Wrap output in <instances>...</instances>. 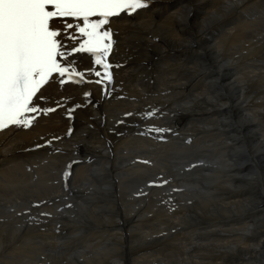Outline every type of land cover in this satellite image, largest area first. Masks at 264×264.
Listing matches in <instances>:
<instances>
[{"label":"bare ground","instance_id":"obj_1","mask_svg":"<svg viewBox=\"0 0 264 264\" xmlns=\"http://www.w3.org/2000/svg\"><path fill=\"white\" fill-rule=\"evenodd\" d=\"M150 1L134 15L122 13L101 26L112 33L106 57L112 79L103 84L93 74L104 71L95 57L73 50L85 39L79 33L82 18L52 19L66 53L59 62L83 71L92 84L80 89L61 83L63 90L45 85L34 106L47 103L45 109L54 111L34 115L28 130L11 128L0 134V215L3 211L5 219L18 223L6 224L16 235L14 249L8 241L4 244L0 232V264H125L111 251L123 246V234L113 239L119 247L67 252L55 239L59 233L47 225L48 217L39 218L40 213L48 215L61 193L57 173L71 155H80L75 154L79 141L85 142L81 156L86 161L75 166L74 176L81 182L74 188L84 186L89 192L104 186L113 192V180L103 177L105 169L99 165V155L110 150V143L104 145L106 135L119 151V185L131 187L135 198L129 210L134 254L126 264H264V0ZM56 76L52 79L60 78ZM256 77L261 86L249 85ZM62 97L73 99V106L63 105ZM167 111L165 119L174 128L168 136L159 119ZM147 112L155 115L144 118ZM68 125L75 131L64 137ZM189 135L193 141L187 144ZM191 157L206 161L187 172L184 166ZM154 182L159 186L152 187ZM29 198H46L47 205L37 210L33 227L25 228L22 202ZM195 235L208 238L192 242ZM76 253L78 261L70 257Z\"/></svg>","mask_w":264,"mask_h":264},{"label":"snow or ice","instance_id":"obj_2","mask_svg":"<svg viewBox=\"0 0 264 264\" xmlns=\"http://www.w3.org/2000/svg\"><path fill=\"white\" fill-rule=\"evenodd\" d=\"M148 3L149 0H0V130L9 126L29 127L34 118L27 114L54 111L33 105V98L52 73L61 77L68 74L77 83L85 82L82 73L74 67L62 66L57 59L66 57V53L60 50L57 40L60 33L50 28L54 17L82 18L79 33L85 39L73 50L95 57V64L104 71L93 70V74L101 77L96 82L103 84L112 79L111 65L106 61L112 48V33L101 31V26L121 12H135L146 8ZM50 5L54 11L49 10ZM93 16L100 19L90 20ZM153 115L154 112H147L143 117Z\"/></svg>","mask_w":264,"mask_h":264},{"label":"rangeland","instance_id":"obj_3","mask_svg":"<svg viewBox=\"0 0 264 264\" xmlns=\"http://www.w3.org/2000/svg\"><path fill=\"white\" fill-rule=\"evenodd\" d=\"M262 56H264V50H263V52H262ZM236 57V56H235ZM245 63H248L247 61L245 62ZM255 82V83H254ZM259 82H261V80H260V78L259 77H256L254 80H253V82H249L248 84L249 85H251V84H256L257 83V86H261V83H259ZM182 86H184V85H182ZM260 91L262 92V91H264V89L262 88V90L260 89ZM156 112V111H155ZM121 121H123V120H120V122ZM178 126H181V125H179V124H177ZM96 136V134H95V131L93 132L92 131V136ZM112 137L111 136H109V135H106V137H103V140H105L104 141V145H108V143H110L108 146H107V149L109 150L108 152H107V150L105 151V153H103V155H99V160H100V163H99V165H100V167H104L103 169H105V173H104V175H103V177L104 178H110V179H112L113 180V182H114V184H113V189L111 190V191H113V192H111L110 193V190H107V188L105 187V189H103L104 188V186H102L101 187V189H100V187L99 186H95L94 188L95 189H91V191L89 190V192L86 190V189H84V186H82L81 188L82 189H79V188H77V187H75L74 188V186H77V184L79 185L80 184V178H79V176H74L75 174L74 173H76L75 172V166H81L80 164L82 163V162H85L86 160V158H84V157H82V156H85L84 154L85 153H83V152H85V151H83V145H84V143H83V141H79V142H77V143H75V144H77V145H79V151H78V153L80 154V155H76V156H70L69 157V160H71V158H77V157H82V158H84V160H82V162L81 163H79V164H77V165H69V164H67V165H65V167L64 168H60V171L57 173L58 174V176H59V179H58V181H57V183H59V186H61L62 187V185H61V183L59 182L60 181V177H62V178H65L66 179V182H68L69 184H70V188H69V191L68 190H66V194L65 193H62V191H61V189H63V187L62 188H59L60 190H59V192H61V193H57V197H55L54 198V201L52 202V207L50 208L51 209V211L48 213V215H46V214H44V213H40V215H39V218L40 219H45V217H48L49 218V216H53L52 218L53 219H51L50 220V218L48 219V218H46L45 219V221H46V223H47V225L49 226V228H52V229H54L53 231H55V233H59L58 235H54L55 236V239L57 240V242L60 240V242H58V243H63L64 245H65V247L68 249V251L67 252H71L70 250H78V251H82L83 249H85V248H87V249H89V248H94V247H96V248H101V249H103L104 248V250H109V249H112V248H114L115 246H121V244L123 245L121 248L119 247L118 249H113V250H111L112 252H114V254L115 255H119L116 259L117 260H120V261H124L125 262V264L127 263V262H129L130 261V258L131 257H133V254H134V243L132 242V240H130V239H132V235H131V231H132V225H133V223H132V221H133V214H131L130 213V207H132L133 206V204H134V202H135V198H133V195H132V193H133V190H132V188L131 187H128V189H126V188H121V185H119V177H118V173H119V169H118V166H117V163H116V160H117V158L119 157V155H117V153L119 152V151H117L116 149H115V142H114V139L112 140L111 139ZM88 142H90V141H93V142H95L96 143V145L98 144V145H100V143L97 141V140H95V139H89V140H87ZM106 141L108 142V143H106ZM114 142V143H113ZM80 143V144H79ZM110 146H112V147H110ZM115 150V151H114ZM115 153V154H114ZM180 153H181V151H180ZM188 153V152H187ZM82 155V156H81ZM108 155V156H107ZM111 155V156H110ZM116 155V156H115ZM106 157V158H105ZM101 158V159H100ZM108 159V160H107ZM140 159V160H139ZM88 160V159H87ZM137 161H140V162H142L143 160L141 159V158H138L137 159ZM91 162H93V161H91ZM110 163H112V164H110ZM98 165V166H99ZM107 165V166H106ZM63 169V170H62ZM114 169H116V170H114ZM117 171H118V173H117ZM74 172V173H73ZM113 172H114V174H113ZM66 173H67V175H66ZM110 173V174H109ZM116 174V175H115ZM111 175V176H110ZM113 176V177H112ZM115 176V177H114ZM186 176V175H185ZM73 177V178H72ZM118 178V179H117ZM72 179V180H71ZM75 179V180H74ZM79 179V180H78ZM33 182H35V181H33ZM75 182V183H74ZM77 183V184H76ZM117 183V184H116ZM119 185V186H118ZM152 187H158L159 186V184H158V182H154V184H152L151 185ZM117 187V188H116ZM114 188H115V190H114ZM103 189V190H102ZM124 189V190H123ZM72 190V191H71ZM76 190V191H75ZM103 192L104 194H102V193H100V192ZM107 193H109V196H106V195H108V194H106V192ZM127 191H129V192H127ZM132 191V192H131ZM94 192V193H93ZM42 194H45V192H41ZM114 193V194H113ZM116 193V194H115ZM125 193H127L126 195H125ZM129 193L131 194V195H129ZM61 194V195H60ZM89 194V195H88ZM94 194V195H93ZM124 194V195H123ZM72 197H71V196ZM74 195V196H73ZM91 195V196H90ZM100 195V196H99ZM102 195V196H101ZM105 197H104V196ZM115 195H117V196H115ZM123 195V196H122ZM128 195V196H127ZM66 196H69L70 197V200H72V199H74V197H76V200H75V202L74 203H72V204H67L66 206H65V210H61V211H59V207L61 206V204L62 205H64L66 202V199H65V197ZM88 196H90V197H88ZM98 198H97V197ZM112 196H115L114 197V199H113V197ZM121 196V197H120ZM130 196H132V197H130ZM61 197H63V198H61ZM109 197V198H108ZM118 197V198H117ZM119 197H120V199H119ZM22 198H24V196H22ZM91 198V199H90ZM115 198H117L116 200H115ZM129 198V199H128ZM31 201H30V200ZM29 199H26V200H24V202H22V203H24V205H23V211L21 210V213H22V218H23V220H24V223H23V227H25V228H31V227H33L32 225H34L35 223H34V220H33V217L34 216H38V214H39V212L37 211L39 208H45L46 207V205H47V199L46 198H44V200H43V198H41V199H36V200H33V199H35V198H29ZM87 199V200H86ZM92 199H93V201H92ZM97 199V201H99V202H95L94 203V201ZM100 199V200H99ZM107 201H106V200ZM110 199H111V201H110ZM131 199V200H130ZM89 200H91V201H89ZM115 200V201H114ZM128 200V201H127ZM37 201V202H36ZM40 201V202H39ZM57 203H56V202ZM60 201H62V202H60ZM79 201H81V202H79ZM106 201V202H105ZM110 201V202H109ZM120 201H121V203H120ZM25 202H26V204H25ZM101 202H103L104 204H102ZM128 202V203H127ZM22 203H20V204H22ZM36 203H37V205H36ZM59 203H61V204H59ZM84 203V204H83ZM89 203V204H88ZM97 203H99V204H97ZM109 203H111V205H109ZM113 203H115V204H113ZM124 203V204H123ZM125 203H126V205H125ZM30 204V205H29ZM39 204V205H38ZM83 204V205H82ZM118 204V205H117ZM120 204V205H119ZM122 204V205H121ZM43 207H42V206ZM80 205V206H79ZM95 205V206H94ZM99 205V206H98ZM105 205V206H104ZM109 205V206H108ZM125 205V206H124ZM55 206V207H54ZM77 206V207H76ZM122 206V207H121ZM129 206V207H128ZM144 206H145V204H144ZM8 207H11L12 209H16L17 210V207L16 206H11V205H9L8 204ZM16 207V208H15ZM27 207V208H26ZM36 207V208H35ZM50 207V206H49ZM71 207V208H70ZM73 207V208H72ZM78 207H79V209H78ZM86 207V208H85ZM91 207V208H90ZM95 207V208H94ZM110 207V208H109ZM127 207V208H126ZM20 208V207H19ZM31 208V209H30ZM68 208H70V209H68ZM83 208V209H82ZM90 208V209H89ZM94 208V209H93ZM129 208V209H128ZM21 209V208H20ZM28 209V210H27ZM33 209V210H32ZM35 209V210H34ZM87 209V210H86ZM113 209V210H112ZM32 210V211H31ZM77 210V211H76ZM92 210H94V211H92ZM127 210V211H126ZM97 211V212H96ZM103 211V212H102ZM115 211V212H114ZM116 211H117V213H116ZM28 212V213H27ZM54 212V213H53ZM62 212L64 213L63 215H61L62 214ZM75 212V213H74ZM94 212V213H93ZM113 212H114V214H113ZM120 212H121V214H120ZM1 215H0V232H2L1 233V235H2V240H3V238H4V240H3V242L5 241L6 243H7V241H8V243H7V245H10V244H12L13 245V249L16 247V245H17V242L16 243H14V239H16V235H14L13 236V234L8 230V227H6V224L7 223H13V222H15V221H8L7 219H5V217L3 216V211H1ZM31 215H30V214ZM35 215H34V214ZM57 213V214H56ZM67 213V214H66ZM70 213V214H69ZM79 213V214H78ZM83 213V214H82ZM88 213H89V215H88ZM25 216H24V215ZM43 214V215H42ZM72 214V215H71ZM76 214V215H75ZM91 214V215H90ZM94 214V215H93ZM109 214V215H108ZM29 215V216H28ZM33 215V216H32ZM46 215V216H45ZM61 215V217L60 218H58V216H60ZM66 215V216H65ZM69 215V216H68ZM114 215V216H113ZM127 215H128V217H127ZM68 216V217H67ZM90 216V217H89ZM122 216V217H121ZM28 217V218H27ZM58 218L57 220H59L58 222L60 223L58 226H57V224H58V222L56 221V218ZM77 217H79V218H77ZM89 217V218H88ZM95 217V218H94ZM127 217V218H126ZM2 218V219H1ZM64 218V219H63ZM86 218V219H85ZM108 218H110V219H108ZM116 218V219H115ZM129 218V219H128ZM18 219V218H17ZM16 219V220H17ZM63 219V220H62ZM92 219V220H91ZM126 219V220H125ZM2 220V221H1ZM4 220V221H3ZM30 220V221H29ZM33 220V221H32ZM48 220V221H47ZM69 220V221H68ZM79 220L81 221V222H79ZM89 220V221H88ZM129 220V221H128ZM6 221V222H5ZM26 221H28L27 223H25ZM55 221V222H54ZM66 221H68V222H66ZM71 221V222H70ZM111 221V222H110ZM3 222L5 223V224H3ZM30 222V223H29ZM49 222V223H48ZM86 222V223H85ZM116 222H117V224H116ZM37 223H38V221H37ZM39 223H42L41 224V226L43 225V220H42V222H39ZM38 223V224H39ZM64 223V224H63ZM75 223V224H74ZM78 225H77V224ZM104 223H106V224H104ZM119 223V224H118ZM125 223V224H124ZM25 224V225H24ZM50 224V225H49ZM56 224V225H55ZM71 224H73V225H71ZM80 224V225H79ZM82 224V225H81ZM103 224H104V227H103ZM113 224V225H112ZM115 224V225H114ZM123 224V225H122ZM129 224H130V226H129ZM13 225H18V223H16L15 222V224H13ZM29 225V226H28ZM54 225H55V227H54ZM91 225V226H90ZM102 225V226H101ZM2 226H5V231H1V228H2ZM31 226V227H30ZM67 226H68V228H69V230H68V228H67ZM78 226V227H77ZM84 226V227H83ZM94 226V227H93ZM113 226V227H112ZM89 227V228H88ZM107 227H109V228H107ZM115 227V228H114ZM117 227H119V228H117ZM121 227H122V229H121ZM126 227V228H125ZM64 228V229H63ZM67 228V229H66ZM72 228V229H71ZM57 229H58V231H57ZM72 231H71V230ZM74 229V230H73ZM84 229H86V230H84ZM124 229H126V230H124ZM43 231V230H42ZM60 231V232H59ZM64 231V232H63ZM88 231V233H86ZM108 231V232H107ZM73 232V233H72ZM115 232V233H114ZM128 232H130V233H128ZM6 233V234H5ZM86 233V234H85ZM97 233V234H96ZM103 233V234H102ZM65 234V235H64ZM119 234H123V238H122V242H121V244L120 245H117V243L113 240L114 238H115V236H117V235H119ZM6 235V236H5ZM70 235H71V237H70ZM62 236V237H61ZM111 236V237H110ZM6 237V238H5ZM58 237H59V239H58ZM191 237V236H190ZM14 238V239H13ZM62 238H63V241H62ZM129 238V239H128ZM208 238V236H197V235H195V236H193V237H191V240L192 239H194V240H192V242H197V241H200V240H203V239H207ZM7 239V240H6ZM10 239V240H9ZM67 239V240H66ZM113 241H112V240ZM65 240V241H64ZM104 240V241H103ZM11 241H13L12 243H10ZM5 242H4V244H5ZM21 242H23V239H22V241ZM67 242V243H66ZM117 242H119V240L117 241ZM66 243V244H65ZM129 243V244H128ZM15 244V245H14ZM107 244V245H106ZM6 245V244H5ZM109 245H111V246H109ZM130 245V246H129ZM105 246V247H104ZM108 247V248H107ZM112 247V248H111ZM127 248V249H126ZM130 248H132V249H130ZM192 248V247H191ZM190 248V249H191ZM189 249V250H190ZM118 251V252H117ZM188 253V254H187ZM196 253L197 252H195L194 253V255H196ZM186 254V256H189L190 255V252H186L185 253ZM185 256V255H184ZM70 257H73L74 258V261H78L79 259H80V257H78V253H76V255H73V256H70ZM69 257V258H70ZM122 258V259H121ZM129 258V259H128ZM117 260H115L116 262H118ZM30 264H32V263H30ZM220 264H222V263H220Z\"/></svg>","mask_w":264,"mask_h":264}]
</instances>
